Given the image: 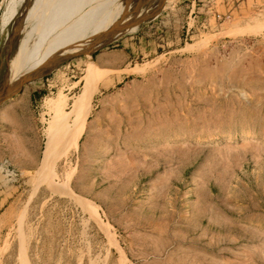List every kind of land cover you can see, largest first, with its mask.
<instances>
[{
  "label": "rangeland",
  "instance_id": "374dc122",
  "mask_svg": "<svg viewBox=\"0 0 264 264\" xmlns=\"http://www.w3.org/2000/svg\"><path fill=\"white\" fill-rule=\"evenodd\" d=\"M78 1L0 0V264H264V0H120L9 95Z\"/></svg>",
  "mask_w": 264,
  "mask_h": 264
},
{
  "label": "bare ground",
  "instance_id": "6f19581e",
  "mask_svg": "<svg viewBox=\"0 0 264 264\" xmlns=\"http://www.w3.org/2000/svg\"><path fill=\"white\" fill-rule=\"evenodd\" d=\"M119 1L79 0L74 5L62 7L39 19L30 52L24 60L13 67L10 76L5 79L7 93L9 95L15 93L22 82L43 73L67 58L87 55L101 48L102 39L94 41V36L106 25L108 18L106 12ZM100 17L104 19L97 24V19ZM223 138V133L218 132L213 140L220 141ZM108 238L111 242L115 240L111 236Z\"/></svg>",
  "mask_w": 264,
  "mask_h": 264
},
{
  "label": "water",
  "instance_id": "95a60500",
  "mask_svg": "<svg viewBox=\"0 0 264 264\" xmlns=\"http://www.w3.org/2000/svg\"><path fill=\"white\" fill-rule=\"evenodd\" d=\"M23 15H24V10L23 11H21V13H20V20H19V23L17 24V27L19 26V25H21V23H22V17H23ZM17 39H18V35H17V31L13 34V36L9 39V41H8V45H7V47H6V57H7V60L4 62V63H2L1 64V67H2V69L4 70V74H3V76H4V79H6V77H7V66H8V61H9V57L13 54V52L15 51V48H16V43H17Z\"/></svg>",
  "mask_w": 264,
  "mask_h": 264
},
{
  "label": "crops",
  "instance_id": "0c3cea01",
  "mask_svg": "<svg viewBox=\"0 0 264 264\" xmlns=\"http://www.w3.org/2000/svg\"><path fill=\"white\" fill-rule=\"evenodd\" d=\"M22 1V0H21ZM31 37V40H32V43H31V45L29 44V46L28 45H25V47L27 46L28 48H26L27 49V51L30 49V48H32V46H33V42H34V39H35V37L33 36V34L31 35V36H29V38ZM31 46V47H30ZM27 51H25V53H24V55L27 53ZM104 55V54H103ZM105 56V55H104ZM100 57V56H99ZM9 62V61H8ZM84 65L85 66H90L91 65V59L90 58H87V59H85L84 60ZM8 67V66H7ZM9 71H7V73H8Z\"/></svg>",
  "mask_w": 264,
  "mask_h": 264
}]
</instances>
